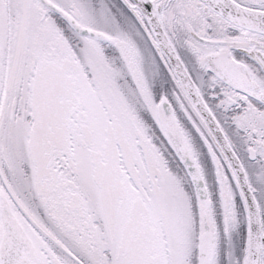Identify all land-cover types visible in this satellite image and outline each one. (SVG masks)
I'll use <instances>...</instances> for the list:
<instances>
[{
  "label": "snow or ice",
  "instance_id": "1",
  "mask_svg": "<svg viewBox=\"0 0 264 264\" xmlns=\"http://www.w3.org/2000/svg\"><path fill=\"white\" fill-rule=\"evenodd\" d=\"M0 264H264V0H0Z\"/></svg>",
  "mask_w": 264,
  "mask_h": 264
}]
</instances>
